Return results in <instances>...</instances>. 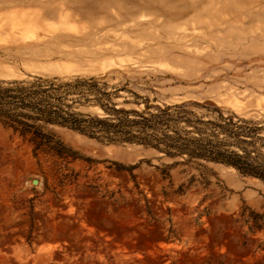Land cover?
Wrapping results in <instances>:
<instances>
[{
  "label": "rangeland",
  "instance_id": "1",
  "mask_svg": "<svg viewBox=\"0 0 264 264\" xmlns=\"http://www.w3.org/2000/svg\"><path fill=\"white\" fill-rule=\"evenodd\" d=\"M38 76L247 121L264 155V0H0V81ZM48 130L68 156L0 123V264H264L263 179Z\"/></svg>",
  "mask_w": 264,
  "mask_h": 264
},
{
  "label": "trees",
  "instance_id": "2",
  "mask_svg": "<svg viewBox=\"0 0 264 264\" xmlns=\"http://www.w3.org/2000/svg\"><path fill=\"white\" fill-rule=\"evenodd\" d=\"M95 77H34L0 81V123L11 127L34 146V152L70 151L48 130L63 125L107 141H135L167 155H188L231 165L264 180V159L255 146L258 130L232 116L204 119L188 102L146 105L141 111L116 107L111 92ZM84 105L102 113L84 112ZM155 108V110H153Z\"/></svg>",
  "mask_w": 264,
  "mask_h": 264
},
{
  "label": "water",
  "instance_id": "3",
  "mask_svg": "<svg viewBox=\"0 0 264 264\" xmlns=\"http://www.w3.org/2000/svg\"><path fill=\"white\" fill-rule=\"evenodd\" d=\"M34 182H37L36 180H34Z\"/></svg>",
  "mask_w": 264,
  "mask_h": 264
}]
</instances>
